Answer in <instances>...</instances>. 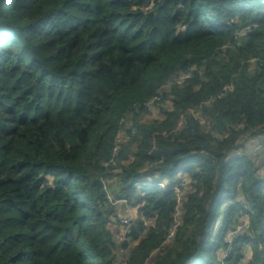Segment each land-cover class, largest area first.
I'll use <instances>...</instances> for the list:
<instances>
[{"label":"trees","instance_id":"trees-1","mask_svg":"<svg viewBox=\"0 0 264 264\" xmlns=\"http://www.w3.org/2000/svg\"><path fill=\"white\" fill-rule=\"evenodd\" d=\"M260 137L264 0H0V264H264Z\"/></svg>","mask_w":264,"mask_h":264},{"label":"built area","instance_id":"built-area-1","mask_svg":"<svg viewBox=\"0 0 264 264\" xmlns=\"http://www.w3.org/2000/svg\"><path fill=\"white\" fill-rule=\"evenodd\" d=\"M189 78V74H183V75H178L175 79H174V83L176 84H181L183 83L186 79ZM163 89H167V86H165ZM161 99L160 95L156 96L155 98H153L150 102L146 103L144 106L147 109H152V106L159 102ZM191 114L194 115V119H196L197 121H199L200 123H204V120L201 119V117L199 116L198 113H193L191 112ZM255 141V139L252 140H247V139H241L240 141H237L235 148L231 151V156L237 157V158H241L242 157V151L240 150V147L244 146V147H248L250 150V154H251V158L254 160L256 158H259L261 156H264V137L263 138H259V140H256V143L254 145L251 146V144ZM116 150V149H115ZM178 193V191H177ZM107 200L109 202V204L111 205H116L118 203H124V201H115L113 199V197H111L109 194L107 196ZM178 203V201H177ZM179 215V210L177 209V216ZM177 216L175 218V220H177ZM131 220H133L132 218L128 217H124L120 219V234L118 236V241L119 242H123L125 239V236L127 234L126 228L125 226H129V224L131 223ZM246 224V223H245ZM243 224L241 227H239L237 229V233H243L244 230V225ZM176 227V221L174 223V227ZM246 228V227H245ZM172 237V233L169 235V238ZM227 244H228V249L227 251H225L224 253H222L221 257L222 260L225 259L227 257V255L230 253L231 251V245H232V234L228 235V239H227Z\"/></svg>","mask_w":264,"mask_h":264},{"label":"crops","instance_id":"crops-1","mask_svg":"<svg viewBox=\"0 0 264 264\" xmlns=\"http://www.w3.org/2000/svg\"><path fill=\"white\" fill-rule=\"evenodd\" d=\"M256 143V141H254L252 145H254ZM263 171H264V168H263ZM262 172V170H261ZM130 217V218H133V219H136L137 217V212L136 210L134 209H130V208H124V207H118V218L121 219V218H124V217Z\"/></svg>","mask_w":264,"mask_h":264},{"label":"rangeland","instance_id":"rangeland-1","mask_svg":"<svg viewBox=\"0 0 264 264\" xmlns=\"http://www.w3.org/2000/svg\"><path fill=\"white\" fill-rule=\"evenodd\" d=\"M120 142V141H119ZM133 219V218H132ZM132 221V220H131ZM219 221H220V219H219ZM148 225V224H147ZM125 228H126V231L128 230V228H129V226H125ZM119 230H120V228H119ZM215 230H216V228H215Z\"/></svg>","mask_w":264,"mask_h":264}]
</instances>
